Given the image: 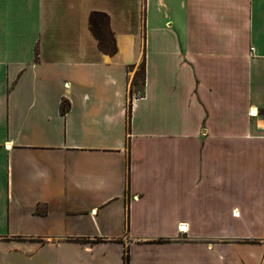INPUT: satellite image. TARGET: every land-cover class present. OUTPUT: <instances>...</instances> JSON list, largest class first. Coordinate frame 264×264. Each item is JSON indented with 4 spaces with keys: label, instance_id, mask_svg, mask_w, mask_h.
Segmentation results:
<instances>
[{
    "label": "crops",
    "instance_id": "crops-1",
    "mask_svg": "<svg viewBox=\"0 0 264 264\" xmlns=\"http://www.w3.org/2000/svg\"><path fill=\"white\" fill-rule=\"evenodd\" d=\"M125 251L264 264V0H0V264Z\"/></svg>",
    "mask_w": 264,
    "mask_h": 264
},
{
    "label": "trees",
    "instance_id": "trees-1",
    "mask_svg": "<svg viewBox=\"0 0 264 264\" xmlns=\"http://www.w3.org/2000/svg\"><path fill=\"white\" fill-rule=\"evenodd\" d=\"M88 26L92 35L97 40L98 48L108 54H114L117 50L114 34L109 25V16L106 12L100 10H93L88 16ZM131 85V84H130ZM144 85V62L139 65V71L136 73L135 79L130 86L129 94H138L143 91ZM140 86V89L137 87ZM68 105H62V110H65ZM128 111H130V104H128ZM123 263L129 264V253L124 252Z\"/></svg>",
    "mask_w": 264,
    "mask_h": 264
},
{
    "label": "rangeland",
    "instance_id": "rangeland-1",
    "mask_svg": "<svg viewBox=\"0 0 264 264\" xmlns=\"http://www.w3.org/2000/svg\"><path fill=\"white\" fill-rule=\"evenodd\" d=\"M139 71V65L136 67V69L135 70H131V77H130V86L132 87V81L135 79V77H136V73ZM138 89H140V86L139 87H137Z\"/></svg>",
    "mask_w": 264,
    "mask_h": 264
},
{
    "label": "built area",
    "instance_id": "built-area-1",
    "mask_svg": "<svg viewBox=\"0 0 264 264\" xmlns=\"http://www.w3.org/2000/svg\"><path fill=\"white\" fill-rule=\"evenodd\" d=\"M248 114H249V115H252L253 113L251 112V110H249V111H248ZM183 226H184V225H182V226L179 227V231L182 232V231L185 230V228L182 229Z\"/></svg>",
    "mask_w": 264,
    "mask_h": 264
},
{
    "label": "bare ground",
    "instance_id": "bare-ground-1",
    "mask_svg": "<svg viewBox=\"0 0 264 264\" xmlns=\"http://www.w3.org/2000/svg\"><path fill=\"white\" fill-rule=\"evenodd\" d=\"M251 112H252L253 114H255V113H256V109H253Z\"/></svg>",
    "mask_w": 264,
    "mask_h": 264
}]
</instances>
